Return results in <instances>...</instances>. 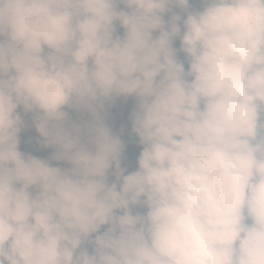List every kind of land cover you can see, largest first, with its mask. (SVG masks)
Wrapping results in <instances>:
<instances>
[{"label":"clouds","instance_id":"clouds-1","mask_svg":"<svg viewBox=\"0 0 264 264\" xmlns=\"http://www.w3.org/2000/svg\"><path fill=\"white\" fill-rule=\"evenodd\" d=\"M0 264H264V0H0Z\"/></svg>","mask_w":264,"mask_h":264},{"label":"rangeland","instance_id":"rangeland-1","mask_svg":"<svg viewBox=\"0 0 264 264\" xmlns=\"http://www.w3.org/2000/svg\"><path fill=\"white\" fill-rule=\"evenodd\" d=\"M33 134H34V133H33ZM38 154H40V155H47L48 152H47V151H44V152H40V153H38Z\"/></svg>","mask_w":264,"mask_h":264}]
</instances>
